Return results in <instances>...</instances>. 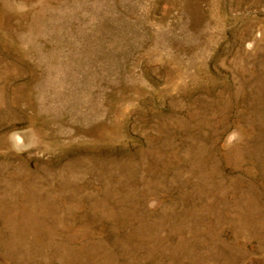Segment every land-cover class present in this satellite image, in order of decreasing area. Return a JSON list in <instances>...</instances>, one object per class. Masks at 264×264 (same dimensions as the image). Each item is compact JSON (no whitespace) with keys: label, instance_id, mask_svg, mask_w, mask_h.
I'll list each match as a JSON object with an SVG mask.
<instances>
[{"label":"rangeland","instance_id":"obj_1","mask_svg":"<svg viewBox=\"0 0 264 264\" xmlns=\"http://www.w3.org/2000/svg\"><path fill=\"white\" fill-rule=\"evenodd\" d=\"M0 264H264V0H0Z\"/></svg>","mask_w":264,"mask_h":264}]
</instances>
